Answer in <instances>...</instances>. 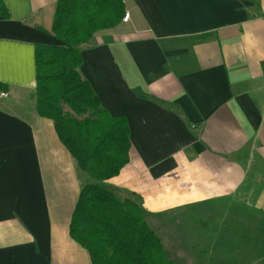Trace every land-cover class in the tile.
Returning <instances> with one entry per match:
<instances>
[{
    "label": "crops",
    "instance_id": "1",
    "mask_svg": "<svg viewBox=\"0 0 264 264\" xmlns=\"http://www.w3.org/2000/svg\"><path fill=\"white\" fill-rule=\"evenodd\" d=\"M3 1L0 264H92L70 235L91 182L135 199L174 264H264V0H121L129 19L81 45L82 77L130 128L106 180L37 111L58 0Z\"/></svg>",
    "mask_w": 264,
    "mask_h": 264
},
{
    "label": "trees",
    "instance_id": "2",
    "mask_svg": "<svg viewBox=\"0 0 264 264\" xmlns=\"http://www.w3.org/2000/svg\"><path fill=\"white\" fill-rule=\"evenodd\" d=\"M124 14L121 0H58L52 33L61 43L37 44L35 50L37 111L55 121L62 143L95 180L118 175L128 163L130 128L125 115L113 116L101 105L82 77L81 45ZM0 17H10L3 0ZM70 235L88 250L92 264H174L138 202L122 200L96 182L80 192Z\"/></svg>",
    "mask_w": 264,
    "mask_h": 264
},
{
    "label": "built area",
    "instance_id": "3",
    "mask_svg": "<svg viewBox=\"0 0 264 264\" xmlns=\"http://www.w3.org/2000/svg\"><path fill=\"white\" fill-rule=\"evenodd\" d=\"M129 16H130V14H129V12H127V13L125 14V16H124V19H125V20H128V19H129ZM263 63H264V60H263Z\"/></svg>",
    "mask_w": 264,
    "mask_h": 264
}]
</instances>
